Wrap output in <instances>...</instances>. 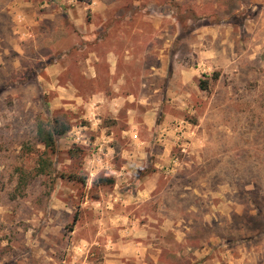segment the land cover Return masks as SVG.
I'll list each match as a JSON object with an SVG mask.
<instances>
[{
    "label": "rangeland",
    "instance_id": "obj_1",
    "mask_svg": "<svg viewBox=\"0 0 264 264\" xmlns=\"http://www.w3.org/2000/svg\"><path fill=\"white\" fill-rule=\"evenodd\" d=\"M0 264H264V0H0Z\"/></svg>",
    "mask_w": 264,
    "mask_h": 264
},
{
    "label": "trees",
    "instance_id": "obj_2",
    "mask_svg": "<svg viewBox=\"0 0 264 264\" xmlns=\"http://www.w3.org/2000/svg\"><path fill=\"white\" fill-rule=\"evenodd\" d=\"M203 90H207V83L201 85ZM71 131V125L61 119L54 117L50 120L39 119L36 124L35 137L37 143L44 147V151L39 156L38 166L36 167V175H48L52 169V162L45 157L49 152H55L58 140ZM104 183H113L112 180H102Z\"/></svg>",
    "mask_w": 264,
    "mask_h": 264
},
{
    "label": "crops",
    "instance_id": "obj_3",
    "mask_svg": "<svg viewBox=\"0 0 264 264\" xmlns=\"http://www.w3.org/2000/svg\"><path fill=\"white\" fill-rule=\"evenodd\" d=\"M128 50V49H127ZM127 53H128V51H126ZM118 56H117V53H116V48H112V51H111V53L109 54V56H108V61L110 62V63H112V65L114 66V61H115V58H117ZM113 69V68H112ZM115 70V69H114ZM115 71H113V73H114ZM94 77H96V76H94Z\"/></svg>",
    "mask_w": 264,
    "mask_h": 264
}]
</instances>
